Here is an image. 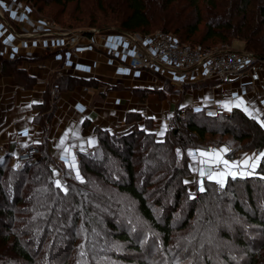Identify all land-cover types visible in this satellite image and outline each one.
I'll use <instances>...</instances> for the list:
<instances>
[{
	"label": "trees",
	"instance_id": "trees-1",
	"mask_svg": "<svg viewBox=\"0 0 264 264\" xmlns=\"http://www.w3.org/2000/svg\"><path fill=\"white\" fill-rule=\"evenodd\" d=\"M174 1L160 0V4L156 7L149 8L147 0H120L118 2L119 7L125 6V9H118L117 13H114V18L117 19V26L120 31L150 33V29L155 28L157 23H160L161 30L173 33L181 42L187 41L213 48L226 47L234 38H239L244 42L245 50L264 57V3L262 1L254 3L253 0H184L180 4H176L177 2L174 3ZM184 6H192V9L184 12L181 9ZM201 23H203V29L200 30L199 25ZM91 27L101 28V25L94 23ZM210 42H217L215 44L218 45ZM1 62L2 70H12L20 83L21 81L27 83L28 77L22 67L6 68L5 64L12 65L17 62L16 57L2 59ZM78 80L80 79L70 75H53L51 84H56L60 90ZM167 82L164 81V84ZM47 90L49 94V86ZM50 110L51 103L46 98L40 107V113L36 120L43 122L48 118ZM208 120H211L209 125L206 124ZM171 123L161 136L155 135L151 131L144 132L143 129L138 128L126 130V133L120 134L98 130L97 145L80 155L79 168L83 173L85 172L86 176L81 180L67 179L65 181L66 191L58 188L53 181L50 166L53 164L59 169L62 167L58 163L52 162L45 149L44 140L40 144L38 143L39 158L33 161L11 165L7 158L0 160V178L4 177L7 182L4 189L0 187V193L7 196L12 207H15L19 201H26L25 206L16 210L23 217L15 215V210L13 211L10 207L8 217L0 220L1 224L9 231L7 235L1 238L3 244L7 243L10 251L16 252L21 259L30 264L33 263V257L40 246L41 235L44 232H52L51 229L54 226L56 227V231L53 232L55 238L58 236L59 228L66 230V232L70 230L68 233L72 232V227L80 214L86 229L91 228L89 223L93 218L101 217L105 218L103 221L101 219L103 224L115 231V223L111 221L112 218L108 216V212L105 209L99 210V208L106 206V203L103 202V192L105 191L103 184L111 180L113 187L118 191L128 193L137 201V209L141 216L150 222L156 230L161 231L164 240H167L173 229L169 222L176 206V203L171 208L168 202L164 204L163 200L170 195L167 193V188H174L173 182H175L177 184L175 187L183 190L181 188L186 184L182 181V176L189 169L186 151L201 142L207 132H213L211 126L231 132L237 138L249 137L250 143H253L254 147L264 151V128L238 108H233L230 112L218 110L210 114L203 108L197 111V109L180 105L175 108ZM134 134H142V139L146 141L142 147V150H145V155H142V158L152 173L157 171L156 167L160 162L161 155L158 157V152L162 154L168 152L175 161L178 150L182 154L181 159H179L181 163H174L171 166L172 168L167 173V179H164L165 175L161 172V175L157 173L159 178L162 177L163 188L157 197L155 195L150 197L152 201L149 200V196L153 194L152 192L150 194V189L148 191L144 186L140 189L135 181L138 172L135 170L131 157L134 155V151L131 149ZM114 155L120 158V164L116 165L113 162L112 157ZM134 158L136 159V156ZM258 168L261 172L264 171V158L261 159ZM116 172L122 173L123 181L110 178V175L113 176ZM244 179L249 182L254 180L264 184V175L262 174L244 177ZM244 179L232 178L230 183L240 182ZM27 180L29 191L27 196L23 198L19 192ZM206 184L208 186L204 188V191H198L196 197L188 198L187 201L191 203V209L194 210L197 204L195 201L198 197L203 198L216 193L220 196L225 188L227 189V185L221 187L213 180L206 181ZM246 191L250 199H253L252 189L247 187ZM178 195L176 193L175 198H178L176 197ZM85 197L88 198L86 201L83 199ZM261 206L264 208L263 204ZM155 208L160 211L159 218H163L162 223H159L155 217ZM235 208L250 221L258 223L264 228V218L259 217L256 211L249 215L239 203ZM193 210L189 211L190 215ZM6 212L7 210H0L1 215ZM56 218H59V221H54ZM187 219H183L184 221L182 220L183 222L179 226H184ZM16 221L21 225L12 227ZM118 236L124 239L128 238L127 234ZM32 244L34 245L32 246ZM134 248L140 249L135 245Z\"/></svg>",
	"mask_w": 264,
	"mask_h": 264
},
{
	"label": "rangeland",
	"instance_id": "rangeland-1",
	"mask_svg": "<svg viewBox=\"0 0 264 264\" xmlns=\"http://www.w3.org/2000/svg\"><path fill=\"white\" fill-rule=\"evenodd\" d=\"M18 1L24 7L34 11L36 17L40 16L47 19L44 21H47L52 25L54 30L60 33L76 32L86 35L93 34V31L96 30L108 31L106 33L124 32L120 31L117 26V19L114 18V13L116 14L118 9H125V6L119 7L118 2L120 0ZM259 1L264 3V0H253L254 3H258ZM183 2L184 0L174 1L176 4ZM147 3L149 4V8H152V6L156 7L160 4V0H147ZM181 9L185 12L192 9V6H184ZM94 23L101 25V28L91 27ZM159 26H161L160 23H157V28H151L150 33L161 30ZM199 28L200 30L203 29V23L199 25ZM90 31L92 33H87ZM17 33L24 34L25 32L17 31ZM210 43L218 45L215 44L217 42ZM226 47L245 50L244 42L239 38H234ZM203 83L212 84L213 82L207 80ZM167 84H170V82ZM235 109L237 108L235 107ZM246 116L250 117L247 113ZM250 118L253 119L252 117ZM209 121L211 120L206 122L207 125H209ZM170 124L172 123L170 122ZM170 124L161 129L160 133L162 135L165 129L170 127ZM211 128L214 131L207 132L204 139L195 144L193 148L209 149L212 146H219L223 152L225 151L226 157L232 160L237 157L233 163L239 164V167L235 168V170L243 172L244 175L240 176L238 174L236 177L244 179V177H251L256 174L264 175V171L261 172L258 168L261 160L258 162L255 170L250 166L245 167L242 164V161L246 157L259 156L254 154V151L258 147H254L253 143H250L249 137L237 138L231 132L219 130L215 126H211ZM144 132L146 131L144 130ZM132 139L131 149L134 151V155L131 157L135 170L138 172L135 181L140 189H142V186L148 191L150 189V194L151 192L153 194L149 196V200L152 201L150 197H153L152 195L157 197L163 188L162 177L160 176L161 178H159L157 173L161 175V172L165 175L164 179H167V173L172 168L171 166L174 163H181L179 159H181L182 154L179 152L178 155L177 153V160L175 161V159H172L173 156H169L168 152H163V154L158 152L157 156L161 155V158H159L160 162L156 167L157 171L152 173L145 165L146 163L143 162L142 155H145V150H142V147L146 144V141L142 139V134H134ZM260 152L264 151L261 150ZM135 156L136 159L134 158ZM50 157L52 162L57 163L51 155ZM112 158L116 165L120 164V158L115 155ZM189 161L190 159L187 156V163L191 166L195 164V161L192 163ZM58 164L64 171L53 164L50 167L54 183L59 180L62 190L66 188L65 181L67 179L81 180L86 176L85 172L83 173L80 170V179H77L76 174H74L69 166H64L61 163ZM223 168L224 166L221 168H218V166L214 168L212 166V172L224 171ZM121 175L122 173L116 172L113 176L110 175V178L113 180L115 178L121 182L124 180V177ZM206 175L200 177L198 181V177L201 175L197 170L195 171V177H193L190 176L188 169L187 173L182 176L184 183L188 181L181 188L183 190L176 188L175 185L177 186V184L175 182H173L174 188H167V193H170V195L168 196L169 198H163L164 204L168 202L171 208L176 203L169 222L173 228L169 239L164 240L162 232L156 230L151 226L150 222L141 216L137 209V201L128 193L118 191L113 187L111 180L103 184V188L105 189L103 192V202L106 203V206H104L105 208H99V210L105 209L108 212V216L112 218L111 221L115 223V231L104 225L102 221L105 218L101 217L93 218L89 223L91 228L86 229L83 226L80 214L75 225L72 227V232L68 233L70 230L66 232V230L59 228L60 230L58 229V236L56 238L53 235V232L56 231L55 226L51 229L52 232H44L41 235L40 246L33 257L34 261L30 264H264V228L258 223L250 221L235 208L239 203L247 214L250 215L256 211L259 217L264 218V208L261 206V204L264 205V184L257 183L254 180L249 182L245 179L240 182L230 183L232 177L227 176L224 180V185H227V189L225 188V191L220 196L216 193L203 198L198 197L195 201L197 204L193 210L191 209V203L187 200L196 197L197 192L200 191L201 182L203 188L208 186L206 181L210 180L208 177H205ZM147 183L149 184L147 185ZM6 185L5 178L1 177L0 187L4 189ZM22 186L19 193L21 197L25 198L29 191L28 180ZM247 187L252 189L251 194L253 195V199H250L247 195ZM176 193L179 194L176 196L178 198H175ZM83 199L86 201L88 198L85 197ZM25 203L26 201L22 200L15 207H12L7 200V196L0 193V210H7L4 215L0 214V220L8 217L7 214L10 207L13 211L15 210V215L23 217L16 210L25 206ZM191 210H193V213L190 215L189 211ZM154 211L157 221L162 223L163 218H159L160 211L157 208ZM185 218H188L186 224L179 226ZM54 221H59V218H56ZM18 223L17 221L14 222L12 227L21 225V223ZM109 226L111 227V225ZM8 232L0 222V239L4 235H7ZM123 234H127L128 238L124 239L118 236ZM2 241L1 239L0 264H28L16 252L10 251L7 243L3 244ZM134 245L140 249L134 248ZM7 257L9 259H6Z\"/></svg>",
	"mask_w": 264,
	"mask_h": 264
},
{
	"label": "crops",
	"instance_id": "crops-1",
	"mask_svg": "<svg viewBox=\"0 0 264 264\" xmlns=\"http://www.w3.org/2000/svg\"><path fill=\"white\" fill-rule=\"evenodd\" d=\"M0 12V160L7 158L11 165H15L12 156L21 145L40 144L44 140L47 152L57 163L68 167L74 156L76 168L70 169L80 174V155L97 145L98 130L120 134L138 128L159 136L167 126L166 120L180 105L203 106L206 112L213 113L230 111L242 100L243 105L236 108L244 111L246 107L264 121V75L254 82L248 74H242L217 86L201 83L179 87L167 84L169 81L160 85L151 73L123 67L128 55L123 48L122 32L108 33L102 43L116 53L86 44L81 56L73 58L64 48L65 33L55 31L38 39L16 37L17 31L42 32L49 28L46 21L18 0H0ZM9 57H16L17 62L5 64L6 68L22 67L27 83H20L12 70H2V59ZM57 70L80 80L61 88L53 98L47 88ZM46 98L51 103L50 113L43 122L37 121ZM226 103L230 109L222 106ZM89 140L94 143L89 145ZM201 151L220 152L230 165L237 158L226 157L219 146L189 148V162L195 161L191 167L199 174L203 168L206 178L212 166L224 165L211 163V157H201ZM202 160L207 163L201 164ZM200 177L203 176L198 181Z\"/></svg>",
	"mask_w": 264,
	"mask_h": 264
},
{
	"label": "built area",
	"instance_id": "built-area-1",
	"mask_svg": "<svg viewBox=\"0 0 264 264\" xmlns=\"http://www.w3.org/2000/svg\"><path fill=\"white\" fill-rule=\"evenodd\" d=\"M1 16V13H0ZM42 32L15 33L16 37L38 39L47 37L55 32L52 25ZM106 32H94L93 34L65 33L64 48L73 58L80 57L84 45H92L98 49L107 50L110 54L116 53L115 49H107L102 43L107 36ZM123 48L128 55L123 67L130 70H140L151 73L160 85L169 81L174 85H195L208 81L212 86L228 82L242 74H248L252 81L256 82L264 75V57L255 55L250 51L221 47L213 48L201 44L181 42L171 32L157 30L151 33L122 32ZM42 67V63H38ZM61 75L60 70L56 71ZM56 84L50 86V95L55 98L59 95ZM188 107L201 109L203 106ZM172 116L166 122L170 124ZM261 150H255L259 155ZM39 147L36 142H28L21 145L12 156L15 164L35 160L39 156ZM190 176L195 177V171L189 165Z\"/></svg>",
	"mask_w": 264,
	"mask_h": 264
},
{
	"label": "snow or ice",
	"instance_id": "snow-or-ice-1",
	"mask_svg": "<svg viewBox=\"0 0 264 264\" xmlns=\"http://www.w3.org/2000/svg\"><path fill=\"white\" fill-rule=\"evenodd\" d=\"M13 15H15V13H13ZM243 101L242 100H240V101H238L237 103H236V107H241L242 105H243ZM223 107H225V108H229L230 109V105L229 104H224V105H222ZM246 113H248V115L250 116V117H252L253 119H257L258 120V117L257 116H255V115H253V113H251V112H249L248 111V109L245 107L244 109H243ZM197 111H199V109H197ZM258 122L261 124V127H264V121H260V120H258ZM161 135H162V133H160ZM61 144H63L64 143V141H63V139L61 140V142H60ZM94 143V141L93 140H89L88 141V144L89 145H91V144H93ZM221 151H223V150H221ZM64 152L65 153H69V149L68 148H64ZM178 155H179V150H178ZM189 155H193L191 152L189 153ZM199 155L201 156V157H211L212 158V160H211V163H213V164H220V163H222L223 165H224V171H215V172H212V171H210L209 170V172H208V179L209 180H215V182L217 183V184H219L221 187H223L224 186V180H225V178L227 177V176H231L233 179H235L236 178V176L239 174L240 176H243L244 175V173L243 172H240V173H238L237 171H234L233 169H235V168H237V167H239V164H237V163H233V164H229V161H227V160H223L222 159V157H221V155H220V152H212V153H209V152H203V151H201L200 153H199ZM64 157H62V159H63ZM261 158H264V152H261L260 154H259V156H254V157H248V158H246L244 161H242V164L245 166V167H251L253 170H255V168L257 167V164H258V162L261 160ZM66 163H68L67 161H66ZM200 163L201 164H204V163H207V161H200ZM68 166L70 167V168H72V169H75L76 168V163H75V157L73 156L72 157V160H71V162L70 163H68ZM193 171H196V169L195 168H193ZM199 172H200V175L201 176H204L205 175V170L203 169V168H201L200 170H199ZM76 178L77 179H80V175H79V172L77 171V173H76ZM56 186L59 188V187H62L61 186V182L59 181V180H57L56 182ZM185 183H188V181H185ZM65 191H66V189H64ZM200 191H204V188H203V184H202V182H201V187H200Z\"/></svg>",
	"mask_w": 264,
	"mask_h": 264
},
{
	"label": "water",
	"instance_id": "water-1",
	"mask_svg": "<svg viewBox=\"0 0 264 264\" xmlns=\"http://www.w3.org/2000/svg\"><path fill=\"white\" fill-rule=\"evenodd\" d=\"M93 32H100V31L96 30V31H93ZM87 33H92V31H90V32H87Z\"/></svg>",
	"mask_w": 264,
	"mask_h": 264
}]
</instances>
